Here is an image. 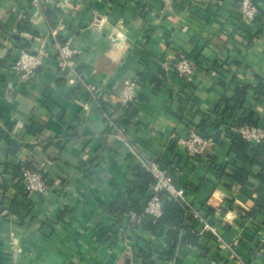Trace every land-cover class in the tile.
Here are the masks:
<instances>
[{
  "label": "crops",
  "instance_id": "obj_1",
  "mask_svg": "<svg viewBox=\"0 0 264 264\" xmlns=\"http://www.w3.org/2000/svg\"><path fill=\"white\" fill-rule=\"evenodd\" d=\"M239 1L46 0L40 11L0 0V264H264V209L253 211L263 166L256 148L242 156L227 134L249 114L264 116V0H255L254 25L242 22ZM51 26L78 49L93 90L67 81L54 45L29 80L11 70L18 49L36 50ZM182 56L194 63L191 78L175 71ZM130 80L138 98L121 107L123 137L104 112ZM192 128L217 141L197 159L177 143ZM143 153L176 165L189 206L217 234L132 217L145 204L136 188ZM21 156L49 178L47 199L9 174Z\"/></svg>",
  "mask_w": 264,
  "mask_h": 264
},
{
  "label": "built area",
  "instance_id": "obj_2",
  "mask_svg": "<svg viewBox=\"0 0 264 264\" xmlns=\"http://www.w3.org/2000/svg\"><path fill=\"white\" fill-rule=\"evenodd\" d=\"M30 2L34 8L40 11L44 10L46 6V0H30ZM239 12L241 20L245 24L254 25L259 22L260 7L255 0H240ZM51 45H54L56 48L61 72L73 74L67 81L73 85L76 84L93 90L94 86L86 81L78 69L76 58L78 49L60 38V28L58 26H51L49 37L43 39L36 50H29L26 47L19 48L17 57L11 63V70L15 74H18L22 80H29L35 70L42 65L44 59L49 56ZM194 70V63L187 56H182L175 65V71L185 78H191L194 75ZM136 88L137 84L135 81L130 80L125 82L118 96V101L115 104L111 102L104 112V118L109 128L123 137L125 136L128 119L122 114L121 107L131 105L137 100ZM228 132L239 134L252 145L262 144L264 143V116L256 124L243 121L234 123L230 126ZM177 143L182 145L186 153L193 159L207 154L217 145L214 136L205 135L196 128H192L187 136L178 137ZM141 165L150 171L152 181L149 184V193L145 197V204L141 207L140 211L132 212V217L149 216L152 221L156 222L164 212V193L174 198H179L189 205L187 202V188L172 181L166 165L161 160L143 153ZM8 170L9 174L18 179V182L22 184L27 193H37L43 200L50 196L52 188L49 178L40 168L32 164L30 156L19 157L16 162L11 163ZM190 208L192 220L200 236L204 235L208 230L217 234V227L204 218L201 210L194 206H190ZM197 224H200V226ZM262 242H264V238ZM143 264L151 263L145 262Z\"/></svg>",
  "mask_w": 264,
  "mask_h": 264
},
{
  "label": "trees",
  "instance_id": "obj_3",
  "mask_svg": "<svg viewBox=\"0 0 264 264\" xmlns=\"http://www.w3.org/2000/svg\"><path fill=\"white\" fill-rule=\"evenodd\" d=\"M257 91L258 92H264V83H260L257 86ZM238 98V97H237ZM240 101V102H239ZM238 103H242V100H238ZM235 109L234 105H231L228 100H226V105L224 107V112L229 116L233 114V111ZM247 122L250 124H256L257 119L252 118V114L247 115L243 119L239 120V122ZM204 134V133H203ZM228 136L231 137V140L233 141V149L238 151L240 155L245 156V151L251 147L252 149L256 148V157L254 161L260 163L263 166V171L257 174V177L260 178L261 180H264V160L259 161L258 157L259 155L264 156V143L259 144V145H252L251 143L247 142L244 140L239 134L232 133V132H227ZM209 135V134H205ZM11 164H7V167L9 168ZM7 168V169H8ZM168 170V174L172 181L176 184L178 180L176 177V165L175 164H170L166 166ZM240 179L244 180L246 176L248 175L247 169L241 168L238 170ZM137 181H136V188L139 189L143 194L147 195L149 193V184L152 181V174L150 171L144 167L139 165L137 167ZM7 186V182L5 179H1L0 177V188ZM188 191V190H187ZM163 199H164V212L163 215L156 221H150L149 223L153 228H158L161 225L168 224L172 227H181L186 229L188 232H193V220H192V213H191V208L190 206L183 200L179 198H174L167 193L163 194ZM125 203H122L120 205L122 211L125 209ZM114 207V206H113ZM255 209H264V196L260 197L257 200V205L253 208V211Z\"/></svg>",
  "mask_w": 264,
  "mask_h": 264
}]
</instances>
